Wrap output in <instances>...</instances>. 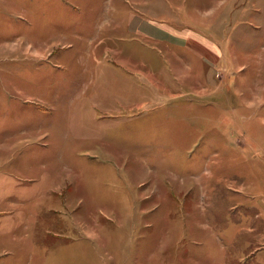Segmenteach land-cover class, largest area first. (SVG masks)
Here are the masks:
<instances>
[{
  "label": "rangeland",
  "instance_id": "374dc122",
  "mask_svg": "<svg viewBox=\"0 0 264 264\" xmlns=\"http://www.w3.org/2000/svg\"><path fill=\"white\" fill-rule=\"evenodd\" d=\"M260 205L264 0H0V264H264Z\"/></svg>",
  "mask_w": 264,
  "mask_h": 264
},
{
  "label": "crops",
  "instance_id": "0c3cea01",
  "mask_svg": "<svg viewBox=\"0 0 264 264\" xmlns=\"http://www.w3.org/2000/svg\"><path fill=\"white\" fill-rule=\"evenodd\" d=\"M224 46H225V47H224ZM224 46L222 47V49L220 48V50H221L222 53H223L224 50H226V49H223V48H226V44H225ZM258 212L262 214L263 217H262L261 215H260V216H261V217L263 218V220H264V215H263V214H264V210H263V208H262L261 205H260V207H259V211H258Z\"/></svg>",
  "mask_w": 264,
  "mask_h": 264
}]
</instances>
